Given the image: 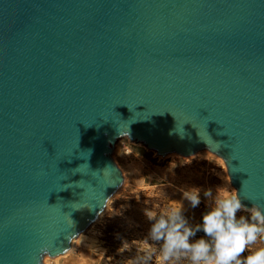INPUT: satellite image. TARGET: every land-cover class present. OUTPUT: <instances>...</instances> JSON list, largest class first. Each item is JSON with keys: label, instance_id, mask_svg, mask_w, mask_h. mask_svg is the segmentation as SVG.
I'll return each instance as SVG.
<instances>
[{"label": "water", "instance_id": "water-1", "mask_svg": "<svg viewBox=\"0 0 264 264\" xmlns=\"http://www.w3.org/2000/svg\"><path fill=\"white\" fill-rule=\"evenodd\" d=\"M123 138L223 158L264 209V0H0V264L70 250Z\"/></svg>", "mask_w": 264, "mask_h": 264}, {"label": "rangeland", "instance_id": "rangeland-1", "mask_svg": "<svg viewBox=\"0 0 264 264\" xmlns=\"http://www.w3.org/2000/svg\"><path fill=\"white\" fill-rule=\"evenodd\" d=\"M112 159L125 178V187L108 201L98 220L82 233L65 257L55 260L46 256L47 264H117L116 261L135 254V250L118 254L121 242L142 239L148 233L150 222L143 214L145 202L164 209L178 207V189L189 186L214 190L225 184L227 190L235 191L227 171L220 169L225 167L223 160L208 151L187 158L176 154L159 157L141 144L123 138L115 144ZM201 198V204L194 209L184 202V215L193 225L201 221L206 210L203 193ZM202 235L198 232L196 238ZM259 246L258 241L256 247Z\"/></svg>", "mask_w": 264, "mask_h": 264}, {"label": "clouds", "instance_id": "clouds-1", "mask_svg": "<svg viewBox=\"0 0 264 264\" xmlns=\"http://www.w3.org/2000/svg\"><path fill=\"white\" fill-rule=\"evenodd\" d=\"M220 169L228 172L227 163ZM178 191V207L164 209L145 202L148 233L142 239L123 240L118 254L132 250L135 254L117 264H264V209L256 204L247 208L238 192H230L225 184L214 190L189 186ZM201 193L206 210L193 225L184 215V202L198 207ZM241 212L248 215H238ZM198 232L203 235L196 238ZM258 241L261 246L256 247ZM47 254L44 250L43 264Z\"/></svg>", "mask_w": 264, "mask_h": 264}, {"label": "bare ground", "instance_id": "bare-ground-1", "mask_svg": "<svg viewBox=\"0 0 264 264\" xmlns=\"http://www.w3.org/2000/svg\"><path fill=\"white\" fill-rule=\"evenodd\" d=\"M125 178L123 177V183H122V185H121V187L119 188V190H121V189H123L124 187H125ZM118 190V191H119ZM118 191H117V193H118ZM116 193V194H117ZM114 196V195H113ZM82 238V234H80L77 238H75L72 242H71V247L73 248V246H75L78 242H79V240ZM72 249H70L67 253H65V254H63V255H60V256H57V257H55L54 259L55 260H58V259H60V258H63V257H65L70 251H71ZM46 259V258H45Z\"/></svg>", "mask_w": 264, "mask_h": 264}]
</instances>
